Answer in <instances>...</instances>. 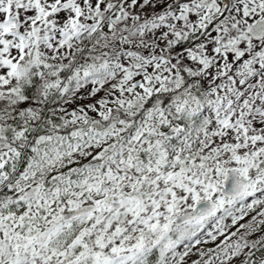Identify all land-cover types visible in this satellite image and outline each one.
<instances>
[{"label": "snow or ice", "instance_id": "6c2138e0", "mask_svg": "<svg viewBox=\"0 0 264 264\" xmlns=\"http://www.w3.org/2000/svg\"><path fill=\"white\" fill-rule=\"evenodd\" d=\"M0 264H264V0H0Z\"/></svg>", "mask_w": 264, "mask_h": 264}]
</instances>
